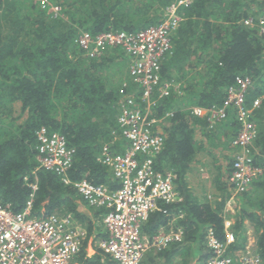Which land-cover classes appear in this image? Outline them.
Listing matches in <instances>:
<instances>
[{
    "label": "trees",
    "instance_id": "1",
    "mask_svg": "<svg viewBox=\"0 0 264 264\" xmlns=\"http://www.w3.org/2000/svg\"><path fill=\"white\" fill-rule=\"evenodd\" d=\"M51 1L62 6L61 14L54 16L28 0H0V200L20 211L34 193L32 216L70 213L86 229L79 264H116L97 245L95 254L88 255L89 239L94 243L106 237L103 220L107 209L88 208L74 183L87 179L111 190L121 186L103 159L105 145L113 154L124 153L129 145L117 119V86L124 73L120 60L125 52L121 47H109L101 58L88 59L75 39L84 29L98 34L156 25L165 9L178 0ZM179 12L183 19L172 36L173 52L164 59L161 73L165 80L180 83L184 92L161 98L151 116L172 111L157 127L165 134V144L154 157L155 171H175L182 199L170 205L159 202L170 214L151 212L142 239L155 234L164 223H168L167 229L171 224L183 225L185 235L183 241L166 248L148 250L141 264H164L160 259L177 264V257L179 264H196L195 259L202 263L209 255L207 228H214L224 238L221 212L233 188L229 177L227 182L217 178L223 199L215 204L209 198L200 200L188 180L192 163L206 148L205 138L213 142L222 123L209 129L187 106L221 104L238 75L255 82L247 95L250 104L264 93V34L244 23L248 17L264 14V0H191L180 5ZM18 101L22 104L19 113ZM25 112L28 115L23 118ZM254 120L258 124L255 145L264 154V97ZM42 126L63 134L74 149L66 175L46 168L38 158L37 132ZM236 153L228 157V168ZM33 183H37L35 191ZM227 189L226 195L223 190ZM237 198H241V206L233 224L237 239L232 248L238 250L244 244V221L249 219L264 264V173L251 192ZM178 211L184 217H173Z\"/></svg>",
    "mask_w": 264,
    "mask_h": 264
},
{
    "label": "built area",
    "instance_id": "2",
    "mask_svg": "<svg viewBox=\"0 0 264 264\" xmlns=\"http://www.w3.org/2000/svg\"><path fill=\"white\" fill-rule=\"evenodd\" d=\"M28 1L54 16L62 13V6L51 0ZM190 1L173 2L156 25L133 32L107 30L98 34L84 29L75 39L85 56L102 54L109 47H121L131 58L132 86L120 89L122 99L117 117L129 145L124 153L117 154L112 153L108 144L105 145L103 159L121 186L111 190L107 185L87 179L74 183L90 207L107 209L103 220L106 237L96 243L89 239V256L95 254L97 245L116 264H141L148 250H161L184 239L185 229L181 224H171L169 229L163 224L146 240L142 239V231L154 210L170 214V209L159 206V202L170 205L182 199L175 183V171L159 174L155 171L154 157L165 144V134L157 127L172 115V111L160 117L151 116V113L161 98L171 92L180 95L184 92L180 83L162 78L161 70L164 59L173 52L172 36L183 19L179 7ZM244 23L256 26L259 33L264 34V14L248 17ZM254 86L253 78L238 75L227 88L221 104L187 106L195 116L207 122L209 129L232 116L239 124L231 141L237 153L229 175L233 188L228 205L236 204L238 195L248 191L264 173V154L255 145L258 124L254 120V112L260 106L264 93L250 104L247 95ZM37 135L40 161L46 168L66 175L72 166L74 153L66 137L46 126L40 127ZM64 181L70 182L68 178ZM31 187L35 191L37 183ZM33 200L34 193L20 211H14L11 203L0 200V264H79L80 252L87 238L86 229L70 213L32 216ZM174 217L182 218L184 212L178 211ZM233 224L234 221L224 216V238L218 237L214 228H207L209 255L204 264L263 263L254 243L250 242L244 249L232 248L237 239Z\"/></svg>",
    "mask_w": 264,
    "mask_h": 264
},
{
    "label": "crops",
    "instance_id": "3",
    "mask_svg": "<svg viewBox=\"0 0 264 264\" xmlns=\"http://www.w3.org/2000/svg\"><path fill=\"white\" fill-rule=\"evenodd\" d=\"M104 54L105 52L96 56H86V58L98 59L101 58ZM120 62L121 65L124 66V73L120 85L117 86L118 103L122 99V94L120 89L124 86L125 88L126 86H130L132 83L131 81L132 79L129 71L131 65V58L127 54H125V57L121 58ZM21 105L22 104L20 101L16 102L15 107L17 108V113L20 112ZM27 115H28L27 112H25L23 118H26ZM238 127L239 124L237 123L236 119L232 116L230 119L222 122V124L219 126L220 132L217 134V137L213 138V142H210L211 139L207 140L205 138L206 148L207 147L208 148L207 149L204 148V150L200 151V153L197 156L198 161L192 163L191 170L188 173V180L190 182V186L194 191V194L200 200H206L207 198H209L210 199L209 201L210 202L214 201L212 203L215 204L217 200L223 199L222 196H219L222 190L220 191L218 189V186L216 185L217 178L222 179L224 182H227V179L230 175L232 167L228 168L226 166V163L227 161L228 163L230 161L228 157L230 155L235 154L237 150V148H235L231 144V141H232V137L237 134ZM220 165L222 166V168L220 167ZM252 188H254V185L246 192H251ZM228 190L230 189H227V191L223 190V192L227 195L229 193ZM240 199L241 198H239L236 204L232 203V205H228L229 204L228 201L230 200V197L226 198L221 212L223 217L225 216L235 222L238 215V211L241 206L239 205L241 202ZM164 225L168 226V223H164ZM244 234L247 236L246 240L244 241V244L241 245V248L238 249H244L245 246L250 242L257 245L255 226L249 219H245L244 221ZM248 237L251 240H249Z\"/></svg>",
    "mask_w": 264,
    "mask_h": 264
},
{
    "label": "rangeland",
    "instance_id": "4",
    "mask_svg": "<svg viewBox=\"0 0 264 264\" xmlns=\"http://www.w3.org/2000/svg\"><path fill=\"white\" fill-rule=\"evenodd\" d=\"M261 176H262V175H261ZM261 176H260V177H261ZM260 177H259L257 180H259ZM257 180H255V181L250 185L249 189L254 185V183H255ZM249 189H248V190H249ZM96 242H97V241H95L94 243H96ZM160 260H162V261L164 262V264H167L166 261H165L164 259H160ZM205 260H206V259H205ZM205 260H204V262H202V263H200L198 260H195V263H196V264H204V263H205ZM176 261H177V264H179L181 260L179 259V257H177Z\"/></svg>",
    "mask_w": 264,
    "mask_h": 264
},
{
    "label": "clouds",
    "instance_id": "5",
    "mask_svg": "<svg viewBox=\"0 0 264 264\" xmlns=\"http://www.w3.org/2000/svg\"><path fill=\"white\" fill-rule=\"evenodd\" d=\"M88 205V204H87ZM88 208H94V207H90L89 205H88ZM95 209H100V208H95ZM163 225V224H162Z\"/></svg>",
    "mask_w": 264,
    "mask_h": 264
}]
</instances>
